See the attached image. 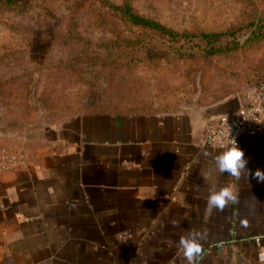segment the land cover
I'll return each instance as SVG.
<instances>
[{
    "label": "crops",
    "instance_id": "0c3cea01",
    "mask_svg": "<svg viewBox=\"0 0 264 264\" xmlns=\"http://www.w3.org/2000/svg\"><path fill=\"white\" fill-rule=\"evenodd\" d=\"M214 104L87 113L52 130L49 147L21 149L24 161L3 160L0 264H188L179 240L189 231L206 236L195 264H262L264 182L218 171L226 148L202 144ZM238 145L251 171L264 170V133ZM224 186L239 202L208 215Z\"/></svg>",
    "mask_w": 264,
    "mask_h": 264
},
{
    "label": "rangeland",
    "instance_id": "374dc122",
    "mask_svg": "<svg viewBox=\"0 0 264 264\" xmlns=\"http://www.w3.org/2000/svg\"><path fill=\"white\" fill-rule=\"evenodd\" d=\"M124 4L170 33L131 22ZM231 94L264 100V0H0V165L87 113Z\"/></svg>",
    "mask_w": 264,
    "mask_h": 264
},
{
    "label": "clouds",
    "instance_id": "9594fccd",
    "mask_svg": "<svg viewBox=\"0 0 264 264\" xmlns=\"http://www.w3.org/2000/svg\"><path fill=\"white\" fill-rule=\"evenodd\" d=\"M215 164L220 173L239 178L242 173L247 172L248 177L256 179L258 182H264V170L257 168L254 172L251 171L248 165V159L245 156L235 138L231 141L230 146L215 157ZM239 202V196L236 191L230 186H224L218 191H212L206 201V213L211 215L213 210L223 212L230 205H235ZM177 222L173 221L176 226ZM242 226H247V221L241 219ZM206 238L202 232L189 231L187 235L181 236L179 246L183 249V257L188 261V264H195L196 259L202 254V241ZM264 264V255L259 257Z\"/></svg>",
    "mask_w": 264,
    "mask_h": 264
},
{
    "label": "built area",
    "instance_id": "2783aa9c",
    "mask_svg": "<svg viewBox=\"0 0 264 264\" xmlns=\"http://www.w3.org/2000/svg\"><path fill=\"white\" fill-rule=\"evenodd\" d=\"M264 133V100L262 97H250L244 104L242 111L235 115L221 118L211 123L202 136V144L212 147L227 148L233 138L242 135H257ZM260 237H255L259 241ZM221 246L222 244H217Z\"/></svg>",
    "mask_w": 264,
    "mask_h": 264
},
{
    "label": "water",
    "instance_id": "95a60500",
    "mask_svg": "<svg viewBox=\"0 0 264 264\" xmlns=\"http://www.w3.org/2000/svg\"><path fill=\"white\" fill-rule=\"evenodd\" d=\"M239 94H231L223 99L215 102L214 106L206 109V117L204 120L203 134L208 125L218 121L221 118H226L237 113H240L243 108Z\"/></svg>",
    "mask_w": 264,
    "mask_h": 264
},
{
    "label": "trees",
    "instance_id": "16d2710c",
    "mask_svg": "<svg viewBox=\"0 0 264 264\" xmlns=\"http://www.w3.org/2000/svg\"><path fill=\"white\" fill-rule=\"evenodd\" d=\"M116 9H119L122 16H125L128 20H130L131 22H133L135 24H142L144 26H148V27L153 28V29H158V30L164 31L165 33H170L163 26L154 22L153 20L144 19V18L138 17L137 15L129 12V5L128 4H124L123 7H119Z\"/></svg>",
    "mask_w": 264,
    "mask_h": 264
}]
</instances>
